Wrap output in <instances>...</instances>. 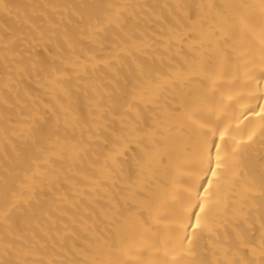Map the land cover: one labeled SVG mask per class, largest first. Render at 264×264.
Instances as JSON below:
<instances>
[{
	"label": "bare ground",
	"instance_id": "bare-ground-1",
	"mask_svg": "<svg viewBox=\"0 0 264 264\" xmlns=\"http://www.w3.org/2000/svg\"><path fill=\"white\" fill-rule=\"evenodd\" d=\"M0 264H264V0H0Z\"/></svg>",
	"mask_w": 264,
	"mask_h": 264
}]
</instances>
